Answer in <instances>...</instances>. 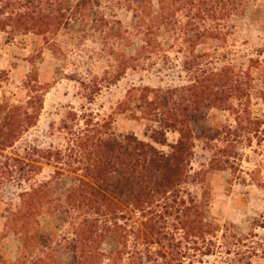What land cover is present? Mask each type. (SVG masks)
Wrapping results in <instances>:
<instances>
[{
	"label": "rangeland",
	"instance_id": "1",
	"mask_svg": "<svg viewBox=\"0 0 264 264\" xmlns=\"http://www.w3.org/2000/svg\"><path fill=\"white\" fill-rule=\"evenodd\" d=\"M91 1L88 10L126 32L117 43L105 37L108 28L77 19L54 35L0 31V103L39 109L32 126L0 147V256L7 264H65L73 255L66 241L93 221L98 232L105 224L122 228L99 246V264H264V0H243L229 19L198 18L187 0H174L175 24L149 37L148 47L142 31L149 20L133 0ZM226 68L239 76L232 90L212 76ZM196 86L222 92L223 102L195 101ZM157 119L164 146L154 141L152 130L162 131ZM180 128L189 130L184 177L159 203L136 210L111 200L97 211L66 200L68 190L90 183L85 140L133 134L169 154ZM46 182L52 204L37 221L51 242L22 252L6 218L22 206L21 194ZM186 219L196 229L185 228ZM114 236L125 237V246Z\"/></svg>",
	"mask_w": 264,
	"mask_h": 264
},
{
	"label": "trees",
	"instance_id": "2",
	"mask_svg": "<svg viewBox=\"0 0 264 264\" xmlns=\"http://www.w3.org/2000/svg\"><path fill=\"white\" fill-rule=\"evenodd\" d=\"M8 1L0 0L1 32L23 31L26 34L45 35L47 33L54 35L62 27L67 28L71 20L77 19L79 23H93L100 29L108 28L105 37H112L114 41L116 40V43L126 33L119 26L110 25L104 17L98 16L97 12H94L91 7L88 10L89 5L92 6L91 0H74L73 5L69 4L68 0L66 4L58 1L55 6L52 0H20L17 3H14L13 0ZM96 1L98 2V0ZM133 1L139 12L149 20L148 25L142 31V37H145L143 42L145 47H148L150 45L149 37H156L161 28L168 30L175 24V21L173 22L169 16V11L175 1L157 0V12L154 10L152 0ZM215 1L217 6L215 8L211 7L210 10H207L208 4L205 3V0H187L185 4L195 10V16L198 18L205 14L215 19H219V17L229 19L231 14L240 9L239 6L243 0ZM118 25L120 24L118 23ZM196 36L200 37V35ZM145 47H141L140 50H144ZM115 49L114 44L111 46V51H115ZM112 54L118 60L121 56L124 62H128L124 53ZM260 72V76L264 79V67L261 68ZM123 73L124 71H119L116 76ZM212 76L218 80L217 87L226 86L227 90L233 89L231 87L233 78H239L238 73H233L231 68L213 73ZM197 88V86L191 87V93L195 101L201 96L203 101H214L220 98L219 102H223L222 92L218 96L219 91L216 93L213 91L202 92L201 90L198 91ZM234 90L237 91L238 87H235ZM259 97L264 101L263 92L259 93ZM33 103L34 99H31L27 102V105ZM147 103L148 106L152 104L151 102ZM27 110L24 105L9 107L6 103H0V114L4 112L0 124L1 148H5V144L13 142L23 131H26L28 127L36 122L39 109L32 112ZM167 114L170 119H173V123H177L178 119L175 115L169 116L168 112ZM196 117L197 115L193 118ZM156 121L160 123L159 129H162V131L152 130L156 139L154 137H151V139H154L155 143L164 146L166 145L165 128L160 119ZM176 130H178L179 139L175 145H170L171 152L169 154H164L153 145L138 140L133 134L125 135L119 140L113 135L105 134L106 136H101L100 133L94 139L85 140L84 150L87 152L86 156L89 161L87 173L90 183L86 184L81 181L79 186H74L68 190L66 200L70 203L73 201L78 207L88 206L97 211H100L101 206L109 208L111 200L125 203L136 210L152 207L154 204L159 203L161 197L175 191L184 177L189 130L187 128ZM49 186L50 183L46 182L38 188L32 189V191L21 194L22 206L6 218L5 227L7 232L19 235L23 248L22 252L30 243H38L43 240L46 244L51 242L49 235L43 233L37 221L42 208L52 204L48 195ZM93 223V221L82 222L78 225L76 237L66 241L69 244L68 246L72 247L71 253L73 255L69 257L65 264L75 263V261L93 264L98 262L99 264L104 256L99 251V246L104 242L107 234L111 237L113 234L118 233V229H122L117 224L113 227H106L105 224L104 228L102 227L98 232L95 229L98 228V223ZM184 223L185 228L196 229L194 220L186 219ZM112 238L118 244L125 246V237L114 236ZM19 258L22 259V256ZM5 262L0 256V264H7Z\"/></svg>",
	"mask_w": 264,
	"mask_h": 264
}]
</instances>
